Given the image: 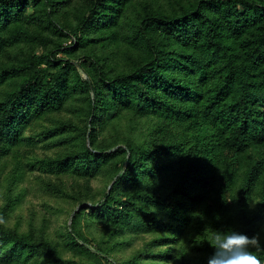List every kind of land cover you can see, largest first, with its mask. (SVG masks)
<instances>
[{
  "label": "trees",
  "instance_id": "1",
  "mask_svg": "<svg viewBox=\"0 0 264 264\" xmlns=\"http://www.w3.org/2000/svg\"><path fill=\"white\" fill-rule=\"evenodd\" d=\"M37 171L63 237L15 220ZM207 229L264 243V0H0V264H207Z\"/></svg>",
  "mask_w": 264,
  "mask_h": 264
},
{
  "label": "rangeland",
  "instance_id": "2",
  "mask_svg": "<svg viewBox=\"0 0 264 264\" xmlns=\"http://www.w3.org/2000/svg\"><path fill=\"white\" fill-rule=\"evenodd\" d=\"M34 154L43 157L46 154H52L50 151H46L43 144H38L34 149ZM39 175V172L29 174V180L25 184L27 187V197L23 206L16 212V219L28 222L32 215H35V219L39 220L42 215H46L50 219V231L53 237H63L68 232L71 225L73 214L71 212V206L67 203L57 201L53 197L45 195L39 188V183L35 178ZM96 191L101 195L106 188V182L103 179H99L93 183ZM142 245V241H138L135 249ZM134 249V250H135ZM132 250L126 252V256L131 253Z\"/></svg>",
  "mask_w": 264,
  "mask_h": 264
},
{
  "label": "clouds",
  "instance_id": "3",
  "mask_svg": "<svg viewBox=\"0 0 264 264\" xmlns=\"http://www.w3.org/2000/svg\"><path fill=\"white\" fill-rule=\"evenodd\" d=\"M207 231L205 241L214 250L207 264H264V259L257 255V252L264 251L259 234L249 237L234 229Z\"/></svg>",
  "mask_w": 264,
  "mask_h": 264
},
{
  "label": "water",
  "instance_id": "4",
  "mask_svg": "<svg viewBox=\"0 0 264 264\" xmlns=\"http://www.w3.org/2000/svg\"><path fill=\"white\" fill-rule=\"evenodd\" d=\"M111 187H112V186H111ZM111 187H110V188H111ZM110 188H109V189H110ZM73 216H74V214H73Z\"/></svg>",
  "mask_w": 264,
  "mask_h": 264
}]
</instances>
